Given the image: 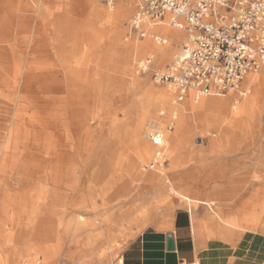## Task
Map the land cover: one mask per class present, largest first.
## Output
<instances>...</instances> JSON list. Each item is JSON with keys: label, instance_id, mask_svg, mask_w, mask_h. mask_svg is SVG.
<instances>
[{"label": "bare ground", "instance_id": "1", "mask_svg": "<svg viewBox=\"0 0 264 264\" xmlns=\"http://www.w3.org/2000/svg\"><path fill=\"white\" fill-rule=\"evenodd\" d=\"M91 1L95 5L100 2V0ZM136 1L139 0H120L117 8L114 6L108 10L99 7L97 11L104 18L113 19L115 25H120L129 17L128 6L133 7ZM226 20L225 17L224 21ZM143 26L148 31L149 39L146 41L127 38L128 42L126 40L123 42L125 30L120 31L119 28L111 35L114 40V51H119L123 57L122 65L117 69L119 74L126 79V85L121 92L131 89L144 92L142 97L126 104H123L124 99L120 98L119 103L122 106L117 111L110 113L106 109L105 101L99 96L100 88L95 80V72L87 74L86 70L83 71L78 66L70 65L71 60L66 51L58 52V58L63 61L64 65L44 70L52 71V73L34 75L33 69L27 68L23 76L24 80L19 82L18 80L23 75L21 69L17 80L9 85L8 93L3 95L0 91V99L8 101L11 107L7 137L0 147V240L4 239L5 244L13 247L11 254L7 255L5 253L9 251L5 252V244H1L0 264H86L81 260L76 261V256L80 253L79 248L81 246L92 247V239L95 236L102 237V234L93 232L98 228L96 220L88 218V213L75 214L72 208L71 211L64 209L66 203L59 202V196L76 193L75 183L78 171L74 162L76 132L78 127L83 128L87 125L92 111L93 113L95 111L97 115L105 113L108 130L112 132L109 138L99 139L101 149L97 153L101 151L105 157L104 159H102L103 156L100 157L101 162L96 164V168L92 171L96 182L92 183L90 189L97 193L96 196L111 199L109 195H123L121 189L115 187L118 181L131 176L134 184L129 195H142L146 192L154 195L152 197L154 201L143 208L142 214L131 219L129 228L121 225L116 233L112 230H105L109 232V244L106 248L96 252L95 258L101 261L109 255L114 256L127 242V239L134 234V228L140 231L149 225H156L161 229L171 227L173 216L158 223L155 210L170 203L169 215L174 214L176 204L172 202L170 194L178 195L182 191L179 192L176 187L178 183L175 181L170 180L171 186L167 185L166 173L161 169L162 167L152 166L156 153L158 151L165 153V151L159 148L155 151L149 139L151 140L155 131L162 132L163 142L165 141L168 147H171L169 154L175 162L173 150L177 136L184 130L185 120L192 114L205 112L219 119L221 124V109L229 105V101L218 94L196 98L191 92L183 101L178 102L173 86L172 88L171 86L157 88L145 82L136 68V63L142 60V56L149 55L152 58L151 70L163 73L166 71L167 63L171 62L175 56V51L183 44L181 39L186 38L187 35L184 29L173 27L168 20L146 19ZM55 31L56 41H60L64 30L56 28ZM160 38L165 42H162ZM98 45L101 44L98 43ZM3 49L0 48V50ZM252 74L245 78L249 87L251 86L248 92L256 84L259 72ZM32 80L38 83L34 84ZM257 90L250 98L251 103L258 96ZM245 105L242 104L240 108L236 107V110L246 108ZM146 109H148V115L144 113ZM119 112L123 114L122 119H120ZM169 116L173 118V124L175 120H180L181 126L176 130L174 127L170 128V125L166 127L165 119L167 120ZM203 126L204 129L209 127V125ZM200 138L204 143L206 138L204 136ZM152 143L154 144L153 141ZM95 146L96 144L92 141L85 143V149L91 155L96 151ZM31 148L37 149L38 154L32 153ZM130 148L133 149L132 153L129 151ZM11 173H16L14 183L11 182ZM37 176L39 178H37L36 186L34 184V188L27 190L29 181ZM140 183H143L142 188H140ZM193 192V195H183L185 199L180 201L181 206L188 205L191 208H197L198 205L194 203V200L200 193ZM29 195H34L30 197L32 200L29 199ZM160 195H164L165 198L157 201ZM200 201L209 203L205 200ZM109 204L107 202L105 205ZM43 205H48L49 210L43 211ZM12 206L18 209L12 211ZM30 206H33L34 212L33 215L27 216ZM99 212L95 214L100 220V227L104 228V225L110 223L112 218L108 217L103 220ZM24 215L27 218H24ZM57 217L59 220H56ZM123 236L125 237L124 243L118 239Z\"/></svg>", "mask_w": 264, "mask_h": 264}, {"label": "rangeland", "instance_id": "2", "mask_svg": "<svg viewBox=\"0 0 264 264\" xmlns=\"http://www.w3.org/2000/svg\"><path fill=\"white\" fill-rule=\"evenodd\" d=\"M119 1L120 0H118L115 5L116 8L119 4ZM12 2V11L17 15L18 27L17 33L15 35L12 34V38L10 37V34H3V37L0 39V44L3 43L5 47H3V51L0 52L2 53L0 70H6V68L13 69L10 71H0V83L2 82L0 84V91L3 92V95L8 93V90L10 89L9 85L17 80L18 72L21 69L23 70V75L18 80L19 82L24 80L23 76L26 73L27 68L33 69L32 73L34 75L52 73V71L44 70L47 68L60 67L61 65H59L60 63L58 61V52L66 51L69 59L71 60L69 61V63L71 62L70 65L78 66L83 69V71L86 70L87 74H93L95 72V80L100 88L99 96H101L102 100L105 101V107L110 113L121 109L122 104L119 103L120 98L124 99L123 104H126L127 102L130 103L133 99H138L143 96L144 92H141L140 90L131 89L129 91L121 92V90H123L126 85V79L119 74L117 69L120 65H122L123 57L119 51H114V40L111 38L114 30L119 28L118 30L120 31L125 30V38H123V42H126L127 38L130 40L137 38L141 41H146L149 39L148 36L141 38L137 31L132 28V19H134L133 17L138 10L139 1H136L135 4L132 5L133 7H127L129 9V17L123 20V23L120 25H115L113 19L104 18L102 15H99L97 11V8L99 7L110 10V7L106 4L105 0H100L97 5H95L91 0H12ZM39 6H41L40 15L44 16V24L35 23L33 26L30 24L29 32L26 24L27 13L34 11V15L36 16L39 11ZM8 11L9 10L7 9V12ZM74 16H80L81 20L76 24V26L74 25L75 27L72 28H68L69 26H73L72 23L66 22L65 25L52 23L55 18L65 17L67 21L69 17L73 19ZM56 28H62L64 30L63 38L60 41H56L55 38ZM184 32L187 37L181 39V43L183 44L188 38V32ZM98 43L101 45H98ZM183 44L181 47L179 46L177 51H175V56L171 62L167 63L165 70H167L172 65L173 61H175L174 59H176V55H178L180 49H182ZM148 57L151 58L149 55H144L142 56V60ZM15 68L16 70L14 71ZM136 68L138 70V62L136 63ZM155 73L158 72L155 70H150L146 74H141L140 72L138 74L145 82L151 83L157 88L169 86L172 88V85L170 84L157 82L154 77ZM263 73L264 68L259 71L255 81L256 84H254V87L252 86L253 89L250 92H247L246 96L240 95V93L237 91L226 96H221L222 98H227L229 101V105L221 109V124L219 119L213 118V116H210L205 112L200 114H192L190 118L185 120L183 126L184 130L177 136V141L173 150L175 162L178 164L173 161V158L169 154V152L171 153V147H168V144L165 141L158 147L154 145L149 139V142L153 145L155 151L158 148L161 150L164 149L163 152L165 151L163 154L168 161L164 166H162L161 169L166 173L165 178L167 185L171 186L170 180L175 181L179 184L176 186L179 192L182 191L180 194H178L180 196L177 194H170L172 197V202L176 204L175 211L178 208H186V206L187 208L190 207L188 205L181 206L180 201L185 199L183 195H193V191H196L197 194L200 193L199 196L194 200V203L197 205H199L200 202H204L200 200L209 201V203L213 200H216V196L202 195L201 191L196 190L195 187H192L193 184H182L180 177L188 176L190 179H194L196 175V179L202 181L200 186L202 187V191L204 193H208L209 191H216L215 193H218L219 191L221 192V177L218 176L220 169L216 167L209 169L205 167L202 169L201 167L202 165L207 164H218L221 161V127L224 125L228 127H234L238 122V118L242 117V119H244V117H247L245 115H248L246 113H250L251 108L255 107V103H251L250 98L255 93V90H257L262 85ZM252 75H255V73ZM32 81L34 84L38 83L35 80ZM248 88L251 89V86L249 87L247 80H245L240 91H249ZM175 95H177L176 91ZM238 101L242 102L238 103ZM242 104H247V106L245 105L246 108L236 110V107L240 108ZM147 112L148 109H146L144 113ZM90 114V121L87 123V125L83 128L78 127L76 132L77 141H75L76 145L74 149V162L78 170L76 172L75 183L76 193L75 195H60L59 202L66 203V207L64 209L71 211L72 208L75 214L80 212L88 213L89 215L87 217L96 220L98 224V228L93 230V232L96 234H102V237L95 236L92 239V247L81 246L79 248L80 253L78 256H76V261L81 260L86 264H122L119 262V258L124 256V253L131 242H133L145 229L149 227H159L156 225H149L140 231H136L138 229L134 228V234L131 236L132 238L129 237L127 242L121 247V249L117 251L114 256L109 255L104 260L98 261L94 256L95 253L106 248L110 241L109 232H105V230H112V232L116 233L121 225L129 228L131 219L136 217L138 214H142L143 208L154 201L152 198L154 195H151V192H146L142 195H129L131 193L130 191L133 190L132 187L134 184V179L131 176H127L125 179L118 181L115 187L121 189V194L123 195H109L111 199H103L102 197L96 196L97 193L90 189V187L96 182V177L92 175V171L94 168H96V164L98 165L105 157L103 152L100 151L97 153V151L101 149L99 148L101 147L99 139L109 138L112 132L108 130L105 113L102 115H97L95 111L94 113L92 111ZM148 114L149 113H147V115ZM122 115L123 114L120 115V119L123 118ZM170 118L172 117L169 116L167 117V120L165 119L166 127H169V125L171 126L172 124L173 118ZM179 121L180 120H175V124H173L174 130L181 126ZM203 125H209V127L204 129L205 127ZM7 133L0 136V147H2L4 144ZM202 136L206 138L204 143L200 138ZM87 141H92L97 146H95L96 151H94L92 155L89 154V151H86L85 149V143ZM31 151L35 155H37L39 152L35 148H31ZM129 151L132 153L133 149L130 148ZM100 157H102V159ZM195 166L197 167L196 171L194 168ZM187 167L188 171H183L186 170ZM15 176L16 173H11L10 178L12 183H14ZM35 178V180L33 179L34 181H29L26 187L27 190H31L36 186L38 180L37 178L39 177L37 176ZM139 185L140 188H142L143 183H140ZM33 196L34 195H29L28 197L31 199L30 197ZM164 198V195H160L156 200L161 201ZM107 202L110 203L108 206L105 205ZM169 204H165L159 209L155 210V212H157L156 221L158 223H161L169 216H173V214L169 215ZM17 209L18 208L15 206L11 207L12 211H16ZM29 209L30 211L27 216L33 215L34 212L33 206H30ZM42 209L43 211H48L49 207L48 205H43ZM98 212L100 213L99 215L101 218H103V220L108 217L112 218V221L110 223H106L104 228L100 227V220H98L97 215L95 214ZM259 214L263 213L260 211L257 217ZM27 216L24 215V218H27ZM263 219L264 216L262 220ZM56 220H59L58 217ZM8 227H11V225H8ZM118 239L122 243L125 241L124 236ZM2 240H0V247L1 244L6 243L4 239ZM5 247V252L9 251L5 254L10 255V251L13 248L12 245L5 244Z\"/></svg>", "mask_w": 264, "mask_h": 264}, {"label": "crops", "instance_id": "3", "mask_svg": "<svg viewBox=\"0 0 264 264\" xmlns=\"http://www.w3.org/2000/svg\"><path fill=\"white\" fill-rule=\"evenodd\" d=\"M12 9V0H0V39L3 34L12 38L17 33V15ZM38 9L36 16L34 11L27 13L29 32L30 24H44L41 6ZM80 18L69 17L66 21L60 17L52 23L68 22L73 24L68 28H72ZM1 46L3 43V49ZM58 61L64 65L60 58ZM257 93L252 102L255 107L246 113L247 117L238 118L234 127H221V161L201 167L220 169L221 192L204 193L196 175L194 179L180 177L182 184H193L202 195L216 196V200L211 205L200 202L197 208H178L169 228L145 229L125 251L124 264H264V84ZM10 116L8 101L0 99V136L7 133ZM183 171L187 172L188 167ZM260 211L263 214L257 217ZM170 237L173 248L169 247Z\"/></svg>", "mask_w": 264, "mask_h": 264}, {"label": "built area", "instance_id": "4", "mask_svg": "<svg viewBox=\"0 0 264 264\" xmlns=\"http://www.w3.org/2000/svg\"><path fill=\"white\" fill-rule=\"evenodd\" d=\"M117 1L105 0L109 7ZM146 19L168 20L188 32L172 65L154 74L157 82L173 86L178 102L191 92L196 98L236 91L246 95L247 90L240 91L245 78L264 68V0H139L132 28L141 38L148 35L143 26ZM152 65V58H145L138 70L146 74ZM163 138L162 132L155 131L151 140L160 146ZM167 161L158 151L152 166L162 167ZM119 261L124 264V256Z\"/></svg>", "mask_w": 264, "mask_h": 264}, {"label": "water", "instance_id": "5", "mask_svg": "<svg viewBox=\"0 0 264 264\" xmlns=\"http://www.w3.org/2000/svg\"><path fill=\"white\" fill-rule=\"evenodd\" d=\"M169 247L170 248H173V239L170 237V239H169Z\"/></svg>", "mask_w": 264, "mask_h": 264}]
</instances>
